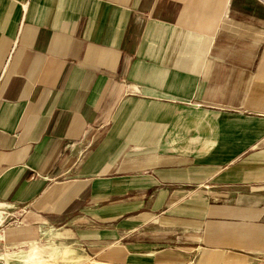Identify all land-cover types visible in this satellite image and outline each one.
<instances>
[{
  "label": "crops",
  "instance_id": "obj_1",
  "mask_svg": "<svg viewBox=\"0 0 264 264\" xmlns=\"http://www.w3.org/2000/svg\"><path fill=\"white\" fill-rule=\"evenodd\" d=\"M45 228L264 264V0H0V251Z\"/></svg>",
  "mask_w": 264,
  "mask_h": 264
},
{
  "label": "rangeland",
  "instance_id": "obj_2",
  "mask_svg": "<svg viewBox=\"0 0 264 264\" xmlns=\"http://www.w3.org/2000/svg\"><path fill=\"white\" fill-rule=\"evenodd\" d=\"M45 228L40 238L32 244L19 249L6 247L5 259L8 264H108L85 258L76 248L66 246L65 241L56 238L61 234Z\"/></svg>",
  "mask_w": 264,
  "mask_h": 264
},
{
  "label": "built area",
  "instance_id": "obj_3",
  "mask_svg": "<svg viewBox=\"0 0 264 264\" xmlns=\"http://www.w3.org/2000/svg\"><path fill=\"white\" fill-rule=\"evenodd\" d=\"M0 264H8L5 259V252L0 251Z\"/></svg>",
  "mask_w": 264,
  "mask_h": 264
},
{
  "label": "bare ground",
  "instance_id": "obj_4",
  "mask_svg": "<svg viewBox=\"0 0 264 264\" xmlns=\"http://www.w3.org/2000/svg\"><path fill=\"white\" fill-rule=\"evenodd\" d=\"M53 231H51L50 233H52ZM6 259H8L7 257H6Z\"/></svg>",
  "mask_w": 264,
  "mask_h": 264
}]
</instances>
